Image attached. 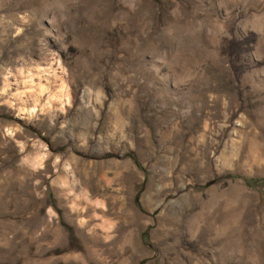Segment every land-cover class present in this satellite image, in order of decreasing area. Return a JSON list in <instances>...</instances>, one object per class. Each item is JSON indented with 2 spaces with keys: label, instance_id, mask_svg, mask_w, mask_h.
Instances as JSON below:
<instances>
[{
  "label": "rangeland",
  "instance_id": "1",
  "mask_svg": "<svg viewBox=\"0 0 264 264\" xmlns=\"http://www.w3.org/2000/svg\"><path fill=\"white\" fill-rule=\"evenodd\" d=\"M0 264H264V0H0Z\"/></svg>",
  "mask_w": 264,
  "mask_h": 264
},
{
  "label": "trees",
  "instance_id": "2",
  "mask_svg": "<svg viewBox=\"0 0 264 264\" xmlns=\"http://www.w3.org/2000/svg\"><path fill=\"white\" fill-rule=\"evenodd\" d=\"M248 41V40H247ZM247 41L245 40V41H243V40H240V39H237V38H231V39H229L227 42H228V46H230V51H229V54H234V55H238L240 52H239V50H240V48L242 47V45L243 46H245L246 45V43H247ZM238 49V50H237ZM242 49H243V47H242ZM237 58L239 57V55L238 56H236ZM232 59L234 60L235 58L234 57H232ZM235 62V61H234ZM234 66V65H233Z\"/></svg>",
  "mask_w": 264,
  "mask_h": 264
}]
</instances>
